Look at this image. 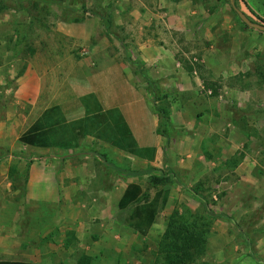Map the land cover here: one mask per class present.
I'll return each mask as SVG.
<instances>
[{
    "label": "rangeland",
    "instance_id": "374dc122",
    "mask_svg": "<svg viewBox=\"0 0 264 264\" xmlns=\"http://www.w3.org/2000/svg\"><path fill=\"white\" fill-rule=\"evenodd\" d=\"M3 1L0 123H7V150L0 148V164L49 165L54 158L93 169L85 173L93 181L83 195L65 183L54 202L52 195L43 202L27 190V179L15 169L7 172L16 194L38 198L25 200L23 208L17 203L15 211L7 204L0 219V227L28 229L30 243L16 250L56 259L54 250L37 247L59 248L52 239H73L74 231L79 242L73 260L86 254L90 264H152L175 211H188L191 220L208 217L190 193L195 190L226 218H213L206 252L194 264H264V33L245 28L228 0H80L89 12L72 10L77 6L71 3L66 9L80 19L76 24L54 5ZM238 10L264 25V0H238ZM98 15L110 20L108 30ZM26 74L38 81L35 104L14 97ZM99 101L109 107L118 102L99 118L102 125L89 118ZM52 106L80 127L78 146L20 144L18 137ZM126 128L134 135L132 153L95 139L102 131L108 144L125 146L130 140L111 136ZM86 150L126 171L158 169L168 180L155 185L152 173L120 176L94 157L76 154ZM130 182L148 199L120 210L118 197ZM148 203L156 216L143 237L131 228V217Z\"/></svg>",
    "mask_w": 264,
    "mask_h": 264
},
{
    "label": "trees",
    "instance_id": "16d2710c",
    "mask_svg": "<svg viewBox=\"0 0 264 264\" xmlns=\"http://www.w3.org/2000/svg\"><path fill=\"white\" fill-rule=\"evenodd\" d=\"M21 1V0H20ZM32 3L34 7L39 4L54 5L57 8L64 9L63 15L66 20H70L76 23L80 22V19H71L66 12L70 3L76 4L77 7L71 8L72 10H80L83 13L89 12L82 1L80 0H25ZM229 1V0H228ZM7 2H14L13 0H7ZM18 3H20L18 1ZM22 3V2H21ZM235 8L238 10V0H234ZM6 8L3 0H0V13ZM8 8V7H7ZM232 12L235 13L234 8L231 7ZM236 15V13H235ZM99 16V15H98ZM108 30L110 28V20L105 19L103 16H99ZM247 17V16H246ZM252 21L249 17H247ZM239 19V18H238ZM240 21V19H239ZM241 24L248 28L240 21ZM253 22V21H252ZM137 65V66H136ZM137 68L142 65L135 63ZM60 109L58 106H52L43 111V113L24 131L19 137L18 142L24 146L36 148V149H62L70 150L76 148L77 136L81 133L78 132L80 127L72 124H67L63 118L59 115ZM161 115L166 114L164 111H159ZM96 119L100 117L95 115ZM101 121V119H99ZM121 136L130 140L125 146L119 143H113L118 148L134 152L133 151V138L130 131L126 128L121 131ZM95 152V151H94ZM84 154L92 156L106 167L111 168L114 172L120 176L137 177L144 174L152 173L151 181L157 185L168 180L160 170L151 168L147 172L126 171L119 169L112 163L107 161L104 155L93 153V151H85ZM190 193L195 199H197L203 206L208 214V217H198L195 220H191L187 215L188 211L185 210L183 214L174 212L169 221L167 222L164 233L159 241L158 254L155 257L152 264H194L206 252L207 238L209 234V227L211 226L213 218H226L224 215H218L213 213L209 208L207 202L197 193L195 190H190ZM147 195L142 190L141 186L135 183H130L126 186L123 194L118 202V208L125 210L131 205H135L141 202V200H147ZM156 216V209L154 204L148 203L143 207H136L134 209L131 219L134 221L131 228L135 233L140 236L146 237L149 233L151 226L154 223ZM92 259L87 255H82L78 260V264H90ZM0 264H30L28 262L21 261H0Z\"/></svg>",
    "mask_w": 264,
    "mask_h": 264
},
{
    "label": "crops",
    "instance_id": "0c3cea01",
    "mask_svg": "<svg viewBox=\"0 0 264 264\" xmlns=\"http://www.w3.org/2000/svg\"><path fill=\"white\" fill-rule=\"evenodd\" d=\"M22 79L23 82H21V85L16 90L14 97L19 102L35 104V102L39 98V85L37 84L38 81L36 80V77L34 78V76H30L26 74L22 77ZM27 84L29 86L26 87L25 85ZM99 104H100L99 110H96L92 115V117L91 116L89 117L90 119L95 118V115L99 116L100 118L103 117L104 115L106 116L108 112L107 110H111V108L118 105V102L111 107L107 106V104L102 101H99ZM122 114L124 116L123 112ZM100 122L102 125V120ZM135 122L137 125L140 123L139 120H136ZM67 123L71 124L70 121H68ZM121 131L122 130L116 129V132H114V136H111V138L115 137L116 139L118 138L119 140L121 136L120 134ZM95 139L101 142L103 141L105 143L104 146H109V148L110 146H113L115 149H119L116 145H113V143H115L116 141L115 142L111 141L110 144L106 142L108 141V139H110V137L109 136L104 137L102 131L95 136ZM0 148L4 149L5 151L7 150V123H2V122L0 123ZM76 154L79 155V157H81V155H86L84 154V152L82 153L77 152ZM89 166L90 165L85 163L61 164L60 162H56V159L54 158L51 164L49 165L31 164L30 166H28L25 164L23 165L22 163L16 165L1 163L0 174H2L3 176L5 186L2 187L0 186V193H2V195H0V219L2 217L6 218L7 216V204H11V209L15 211L16 208L18 209L17 203L18 205H20L19 208H23L25 200H26L25 203L30 202V200L31 201L38 200V198L36 199L35 198L27 199L25 197L22 198L20 195H18V193L16 194L17 189L12 188L11 182L7 180L8 179L7 172H9L10 169H15L17 172L16 176H19V178L27 179L26 180L28 184L27 190L29 189V191H31V193L36 194L37 197L39 195L41 199H44L43 202H47L48 200L47 196L52 195L53 197L52 201L54 202L56 193L58 194L57 197L59 198L60 192L65 190L64 189L65 183L69 185L67 186V188H73V190L77 191L78 194H82V195L84 194L83 188L86 189L85 187L88 185V183L93 181L91 175L85 176V173L89 169L91 170V172L93 170ZM124 189L120 192V195L118 197L119 199L121 198ZM107 191L108 190L105 188L104 192L101 193L103 197L107 196ZM88 196L92 198L93 192H90ZM22 219H24V217H22ZM4 225L5 224H3L2 227H0V261H21V262H28L30 264H78V260L81 258L78 257L76 258V260H73L75 258V251H76L75 247L76 244L79 242L78 239L79 233L73 231V236H74L73 239H68V238L66 239L65 237L62 238L59 234H57V236H60V239L59 238H58L59 240L52 239V242H55L56 245L59 244L60 242L61 246L59 248L52 249V244H49L47 247L42 249L37 247L36 252L38 251L42 252L44 250L48 252L50 249L53 252L54 250L56 252L55 254L56 259H53L54 257L52 258L47 254L42 255V257L40 258L34 259V257L32 258L31 256H27V254H25L26 253L25 251H29L30 249L25 248L22 251L21 249L19 251L16 250L19 249L21 246L28 245L30 243L29 240L27 239L29 232L28 229L26 228H19V230L10 229V228L7 229V225L6 226ZM11 236L16 238H11ZM41 236H45V235L43 234Z\"/></svg>",
    "mask_w": 264,
    "mask_h": 264
},
{
    "label": "water",
    "instance_id": "95a60500",
    "mask_svg": "<svg viewBox=\"0 0 264 264\" xmlns=\"http://www.w3.org/2000/svg\"><path fill=\"white\" fill-rule=\"evenodd\" d=\"M229 3L231 7L234 8L237 17L240 19V21H242L244 25H246L248 28L264 33V25L250 21L243 13H241L239 10L235 8L234 0H229Z\"/></svg>",
    "mask_w": 264,
    "mask_h": 264
}]
</instances>
